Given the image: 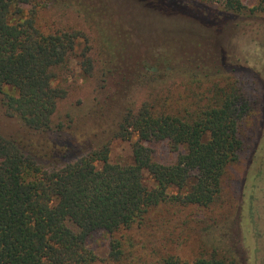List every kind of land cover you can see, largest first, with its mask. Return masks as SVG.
Masks as SVG:
<instances>
[{
    "label": "trees",
    "instance_id": "obj_1",
    "mask_svg": "<svg viewBox=\"0 0 264 264\" xmlns=\"http://www.w3.org/2000/svg\"><path fill=\"white\" fill-rule=\"evenodd\" d=\"M51 2L86 20L98 45L99 90L105 94L102 101L96 99V112L121 111L116 137L132 140V160L111 162L109 143H103L80 156L69 157L70 150H65L61 163L42 161L29 137L62 127L53 119L67 92L54 85L55 70L63 68L80 38L87 45L91 38L81 30L45 32L37 25L35 8L25 11L32 0H0V102L29 134L0 133V264H95L102 259L88 248L87 239L96 230L112 235L109 261L131 264L134 242L129 239L125 246L120 231L145 225L161 207L210 209L222 199L223 178L244 150L239 126L249 105L229 87L214 92L215 102L192 111L187 103L182 111L169 110L157 99L137 106L131 97L144 85H171L169 90L162 87L157 95L161 99L178 78L202 86L238 70L189 54L174 43L161 46L165 52L160 59L152 57L142 44L144 37L131 26L143 14L142 0ZM224 2L228 13L245 8L243 0ZM152 3L186 7L192 0ZM196 4L209 10L202 2ZM83 66L92 73L91 57L86 56ZM156 142L168 143L175 160L159 161L152 146ZM236 205L230 202L226 228L218 234L228 239L227 249L202 242L194 260L167 254L146 264H240L234 216L241 208ZM166 210L160 209L158 217Z\"/></svg>",
    "mask_w": 264,
    "mask_h": 264
},
{
    "label": "rangeland",
    "instance_id": "obj_2",
    "mask_svg": "<svg viewBox=\"0 0 264 264\" xmlns=\"http://www.w3.org/2000/svg\"><path fill=\"white\" fill-rule=\"evenodd\" d=\"M152 1L142 0L143 14L135 16L131 22L135 33L144 37L142 44L152 57L160 59L165 52L161 46L174 43L189 54L203 56L238 72L230 71L202 86L178 78L172 91L161 99L157 95L162 87L169 90L171 85H144L131 99L137 106L154 99L164 101L166 108L175 112L182 111L183 104L187 103L192 111L198 105L215 102L214 92L219 88L233 87L244 95L249 105L239 126L244 150L240 161L231 165L223 178L222 199L210 209L175 206L166 210L161 207L166 210L161 218L157 215L160 209L155 210L148 223L120 231L118 235L123 236L125 246L129 239L134 242L131 264L151 263L167 254L194 260L202 242L203 246L217 242L219 247L227 249L228 239L218 234L226 228L232 202L241 208L235 216L233 214L242 246L238 253L240 264H264V0H243L245 8L238 14L226 12L224 0H192L186 7L156 5ZM197 2L204 3L209 10L204 11ZM34 8L37 25L45 32L81 30L90 34L86 20L73 10L57 6L51 0H32L25 11ZM210 19L217 23H211ZM90 38L89 45L80 38L63 68L55 70L54 85L67 92L59 100L53 119L54 124L62 123V127L48 134H30L33 149L44 163H61L65 150H70L69 157L80 156L103 143H109L111 162L132 160V140L116 137L121 111L96 112L100 106L95 101H102L105 94L99 90L98 45L92 36ZM85 49L88 54H83ZM86 56L92 59L90 74L83 66ZM245 67L249 68L248 72L241 70ZM0 133L17 137L29 135L18 117L7 115L1 102ZM152 146L159 161L175 160L176 153L168 143L156 142ZM145 175L148 185H153L147 172ZM111 239L112 235L104 230H96L88 237V248L102 259L95 264H114L107 259Z\"/></svg>",
    "mask_w": 264,
    "mask_h": 264
}]
</instances>
